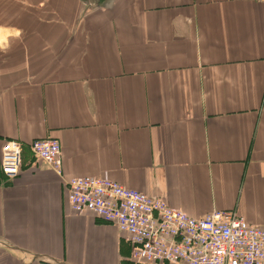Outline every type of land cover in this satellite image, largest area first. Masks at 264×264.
Here are the masks:
<instances>
[{"label": "crops", "instance_id": "obj_1", "mask_svg": "<svg viewBox=\"0 0 264 264\" xmlns=\"http://www.w3.org/2000/svg\"><path fill=\"white\" fill-rule=\"evenodd\" d=\"M42 138L60 174L33 158ZM6 140L22 154L0 169V264H138L114 224L71 210L73 176L264 228V4L0 0Z\"/></svg>", "mask_w": 264, "mask_h": 264}, {"label": "built area", "instance_id": "obj_2", "mask_svg": "<svg viewBox=\"0 0 264 264\" xmlns=\"http://www.w3.org/2000/svg\"><path fill=\"white\" fill-rule=\"evenodd\" d=\"M28 148L35 160L60 174L58 140L35 139ZM21 154L20 142L2 144L0 169L7 179L19 174ZM66 190L71 210L92 213L126 234L130 259L138 264H264V228L246 222L236 210L192 217L105 177L73 176Z\"/></svg>", "mask_w": 264, "mask_h": 264}]
</instances>
